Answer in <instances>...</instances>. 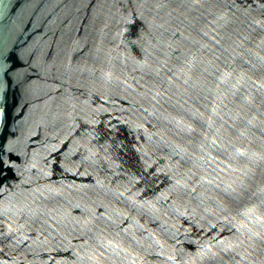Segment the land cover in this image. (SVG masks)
Listing matches in <instances>:
<instances>
[{
	"label": "water",
	"instance_id": "water-1",
	"mask_svg": "<svg viewBox=\"0 0 264 264\" xmlns=\"http://www.w3.org/2000/svg\"><path fill=\"white\" fill-rule=\"evenodd\" d=\"M0 264H264V0H0Z\"/></svg>",
	"mask_w": 264,
	"mask_h": 264
}]
</instances>
